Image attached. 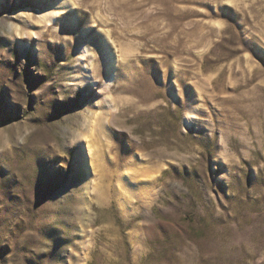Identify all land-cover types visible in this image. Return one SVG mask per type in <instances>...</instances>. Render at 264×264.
I'll use <instances>...</instances> for the list:
<instances>
[{
	"label": "rangeland",
	"instance_id": "obj_1",
	"mask_svg": "<svg viewBox=\"0 0 264 264\" xmlns=\"http://www.w3.org/2000/svg\"><path fill=\"white\" fill-rule=\"evenodd\" d=\"M0 264H264V0H0Z\"/></svg>",
	"mask_w": 264,
	"mask_h": 264
}]
</instances>
